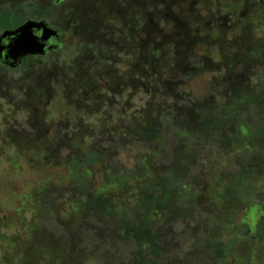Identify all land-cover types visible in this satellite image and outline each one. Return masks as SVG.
Returning a JSON list of instances; mask_svg holds the SVG:
<instances>
[{
    "label": "trees",
    "instance_id": "1",
    "mask_svg": "<svg viewBox=\"0 0 264 264\" xmlns=\"http://www.w3.org/2000/svg\"><path fill=\"white\" fill-rule=\"evenodd\" d=\"M71 1L55 0L53 4H49V0L0 1V37L28 21H36L45 22L60 33L59 39L55 40L57 48L43 57L68 49L65 36L79 42L78 46L73 42L75 59L63 77H59L60 71L56 69L45 71V74L42 69L35 70L32 61L43 57L24 61L26 100L36 102L38 108L36 116L34 112L24 110L30 118V131L8 129L6 146L18 147L15 157L18 161L33 157L37 166L49 162L51 168L66 169L69 185L74 184L75 191L83 192L81 202L76 204L80 207L73 213L78 217L76 221L85 223L88 218L96 219L109 228V239L117 241L119 238L124 244H132L135 250L132 264H174L171 226L178 221H196L200 214H207L206 211L213 214L210 210L213 204L203 203L200 199L202 183L198 179L188 181L185 164L181 166L184 175L179 179L168 175L178 153L188 163L191 161L185 151L189 143L200 146L202 140L210 139L200 131L192 133L188 123L192 120L193 123L201 122V126L197 123L200 130L218 124L228 129L230 122L240 117L243 107L255 106L259 110L264 104V86L261 91H254L246 79L247 72L254 66L264 70V49L247 46L253 41L255 32V28L247 23L241 22L236 31L239 39L233 38L232 44L220 38V32L227 29L225 18L213 21L202 14L197 23L204 25L202 28L208 31L209 37H205L201 29L196 31L195 19L184 14L197 13L199 0H191L188 9L184 5L189 0H79L77 7H66ZM231 1L239 4L243 12L248 3L260 7L259 2ZM263 9L261 7L259 11ZM211 36L216 39L211 38L212 51L201 56L200 62H192V52L204 46ZM226 45L236 49L238 54L224 59ZM10 70L0 61V72ZM222 74V81L213 82L217 96L225 103L222 109L195 102L187 91L194 79ZM60 79L65 81L63 89L68 97L67 105L73 110L63 120L53 108L54 90ZM222 85L226 89H222ZM138 93L147 98L146 105L133 110V104L125 97ZM41 105L44 108L40 109ZM243 129L248 134L251 130L249 126L242 127L241 132ZM170 135L180 143L174 146L166 161L163 153L170 145ZM134 142L153 145L149 154L139 160L135 171L111 167L114 146ZM237 142L240 147L252 144L247 138ZM228 144L229 140L222 142V149ZM262 153L252 171L244 172L241 166L238 173L229 176L235 178L237 185L232 183L235 189L238 186V190L242 187L244 190L246 186L252 197L253 177L264 165ZM179 163L183 164V160L179 159ZM97 175H103L108 184L92 194L91 183ZM229 177L220 179L223 181L220 187L208 190L216 189L214 198L225 200L223 183L226 184ZM196 182L201 184L197 186V192H192L191 186ZM237 189L233 190L229 200L236 198L240 207L243 202L237 195L242 193L238 194ZM42 190L40 194L44 199L45 189ZM114 192L116 197L112 198L110 195ZM169 196L170 202L162 207ZM3 197L0 190V203ZM258 198L262 201L264 195ZM252 207L246 208V212ZM228 215L225 213L218 225L213 226L216 234L206 232L200 223L190 231V241L197 254L200 245L196 233L204 231L203 255L208 254L206 258L212 264L232 256V248L237 246L233 241L221 246L215 239L220 226L227 224ZM247 232L251 233V230ZM68 240L71 249L68 257L77 259L71 236Z\"/></svg>",
    "mask_w": 264,
    "mask_h": 264
},
{
    "label": "rangeland",
    "instance_id": "2",
    "mask_svg": "<svg viewBox=\"0 0 264 264\" xmlns=\"http://www.w3.org/2000/svg\"><path fill=\"white\" fill-rule=\"evenodd\" d=\"M248 1L259 2V9L264 7V0ZM49 2L53 4L55 0H49ZM190 3L191 0L186 2L185 9L189 8ZM69 5L77 7L79 0L68 2L66 7ZM246 6V11L243 12L241 6L231 0H225L224 3L217 0H199L196 6L197 13L186 12L184 16L195 19L194 28L196 31L201 29L205 37H209L208 31L203 30L204 25L197 23L201 21L200 15L208 16L212 20L225 18L227 29L220 32V38L230 44L233 38L239 39L236 31L241 26V22L247 23L255 28L253 41H249L247 46L264 49V9L260 12L256 6L252 7L249 3ZM48 24L50 25V22ZM60 28L61 25L58 29ZM212 37L204 46L192 52L190 57L192 62H200L201 56L212 51L211 42L214 39ZM64 41L68 49L50 53L38 61L33 60L34 69H42L43 73L56 69L60 71L59 77L66 75V71L70 69L75 59L73 42L76 46L79 42L76 43L70 36H65ZM235 54H238L236 49L226 45L222 56L225 59ZM11 70L0 72V190L4 195L3 202L0 203V264H51L52 262L55 264H132L135 254L132 244H124L119 238L117 241L109 239L107 237L109 228L96 219L88 218L85 223L76 221L78 217L73 213L80 207L76 204L81 202L83 192L75 191L74 184L69 185L67 182L69 174L66 169L51 168L49 162L37 166L33 157L18 161L15 158L18 147L6 146L5 138L8 129L30 131V118L24 110L27 109L29 113L34 112L36 116L35 110L38 108L36 102L26 100V82L23 80L26 72L23 66ZM221 78L223 74L194 79L190 81L187 91L193 95L195 102L208 103L222 109L225 103L217 96L213 83L222 81ZM246 83L254 91H261L264 86V70L257 66L249 69ZM64 85L65 81L60 79L59 85L54 90L56 99L53 106L56 114L59 115L58 118L62 120L73 113L67 105L68 97L63 89ZM222 89H226V86L222 85ZM127 98L128 102L133 104V110H139L146 105L147 98L141 93L125 97ZM42 108H44L43 105L40 106V109ZM248 108L243 107V111L239 113L240 117L231 121L228 129L218 124L217 127L207 126L200 130L197 123L201 126V122L193 123L192 120L188 123L192 133L200 131L201 134L204 133L203 136L211 140H202L200 146L189 143L185 151L189 153L191 161L188 163V160L178 153L176 162L172 164L168 175L172 179H179L181 175H184L182 167L185 164L188 181L198 179L202 183L196 182L191 186L192 192H197V186L201 184L200 199L203 203L213 204V207H210L213 214L206 211L207 214H200L196 221H178L171 226L174 264H212L206 258L208 254L203 255L206 239L204 231L196 233L200 245L198 254L195 251L196 247L194 248L191 244L190 231H193L196 223H200L201 227L205 226L206 232L211 231L212 234H216L217 231L213 226L218 225L225 213H229L226 217L227 224L220 226L215 238L216 242L225 246L233 241L237 243V246L232 248V256L218 260L217 264H264V198L262 201L258 198L259 195H264V165L258 168L259 174L253 177L255 179L252 182L254 197L248 194L249 190L246 186L244 190L243 187L238 190L237 186L238 194L242 193L237 195V198H242L240 200L243 203L239 207L235 202L236 198L229 200V196H233V190H236L232 183L237 185L235 178L229 176L238 173L241 166L244 172L252 171L257 159L262 158L260 153L264 154V104L259 110L255 106ZM212 115L215 114L212 113ZM244 126H249L251 130L248 134L243 129L242 136L241 128ZM229 136L230 139H228ZM244 137L252 141L250 147L238 146V139H245ZM225 140H229V144L222 149L221 144ZM169 141L170 145L163 153L166 161L167 157L170 158L174 146L180 143L171 135ZM152 148L153 145L146 146L138 142L114 146L110 165L122 171H135L139 160L149 154ZM179 159L183 160V164L179 163ZM226 177H229L226 184L223 183V189L225 188L223 193L226 194V198L218 200L214 198L216 189L208 190L220 187L223 182L220 179H226ZM106 184L108 181L104 179V176L97 175L91 183L90 192L96 194ZM182 188L187 190L185 187ZM42 189H45L44 199L40 194ZM110 196L115 198V192ZM170 199V196L167 197L166 203L161 206L165 204L164 207H166ZM95 204L98 205V203ZM252 205L250 211L246 212V208ZM205 209L202 208V210ZM249 229L251 233L247 232ZM70 236L74 252L78 254L76 260L68 257V252L71 250L68 245ZM235 259H237L236 262Z\"/></svg>",
    "mask_w": 264,
    "mask_h": 264
},
{
    "label": "water",
    "instance_id": "3",
    "mask_svg": "<svg viewBox=\"0 0 264 264\" xmlns=\"http://www.w3.org/2000/svg\"><path fill=\"white\" fill-rule=\"evenodd\" d=\"M36 32H41L38 36ZM58 36V32L45 22L28 21L15 31L5 32L0 37V59L10 61L11 68H18L27 57H43L47 52V43ZM10 39L8 46L3 41Z\"/></svg>",
    "mask_w": 264,
    "mask_h": 264
},
{
    "label": "flooded vegetation",
    "instance_id": "4",
    "mask_svg": "<svg viewBox=\"0 0 264 264\" xmlns=\"http://www.w3.org/2000/svg\"><path fill=\"white\" fill-rule=\"evenodd\" d=\"M94 1H95V2H98V0H94ZM57 32H58V31H57ZM36 34H37L38 36H41V32H36ZM59 37H60V33L58 32V36L55 37V38H52V39L47 43V52H46V54H47L50 50L57 48V45L55 44V40H58ZM9 43H10V39H6V40L3 41V45H4V46H8ZM5 55H6V53H4V58H3V59H0V61H1L5 66L9 67L10 69H13V68H11V67L9 66V64H11V62L5 60ZM28 58H34V57H27V58H25V59L22 61V63H21L20 66H22V64L24 63V61H25L26 59H28ZM20 66H19V67H20ZM14 69H15V68H14Z\"/></svg>",
    "mask_w": 264,
    "mask_h": 264
}]
</instances>
